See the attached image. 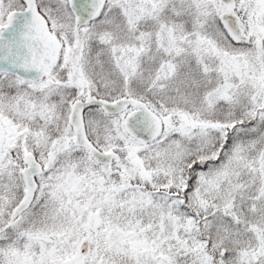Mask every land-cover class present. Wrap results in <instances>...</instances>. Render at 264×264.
<instances>
[{
  "label": "snow or ice",
  "instance_id": "snow-or-ice-1",
  "mask_svg": "<svg viewBox=\"0 0 264 264\" xmlns=\"http://www.w3.org/2000/svg\"><path fill=\"white\" fill-rule=\"evenodd\" d=\"M0 264H264V0H0Z\"/></svg>",
  "mask_w": 264,
  "mask_h": 264
}]
</instances>
